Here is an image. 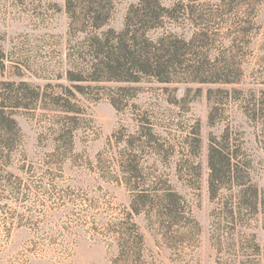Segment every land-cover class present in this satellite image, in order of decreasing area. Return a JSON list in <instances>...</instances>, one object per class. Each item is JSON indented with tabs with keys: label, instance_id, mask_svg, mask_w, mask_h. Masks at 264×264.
<instances>
[{
	"label": "rangeland",
	"instance_id": "1",
	"mask_svg": "<svg viewBox=\"0 0 264 264\" xmlns=\"http://www.w3.org/2000/svg\"><path fill=\"white\" fill-rule=\"evenodd\" d=\"M159 1L169 8L187 4ZM220 1L195 0L196 15H214L209 63L231 61L236 83L143 81L129 85L135 90L118 111L109 101L117 85L104 84L98 99L79 98L84 115L63 171L47 165L52 115L39 123L25 114L16 117L31 171L19 169L25 163L19 155L10 166L0 162V264H123L106 232L126 218L131 185L159 194L171 190L181 198L178 220L151 224L154 214L133 217L143 236L141 264H264V0H226L231 11L217 7ZM115 2L108 27L119 30L136 0ZM64 4L0 0V81L22 80L42 90L49 84L54 94L58 85L68 86L59 78L76 40L67 33ZM168 29L185 39L194 32L180 15L178 26ZM210 113L217 122L209 123ZM227 125L232 145L250 162L257 212L240 204L239 187L208 192L207 149ZM130 162L139 173L126 186Z\"/></svg>",
	"mask_w": 264,
	"mask_h": 264
},
{
	"label": "trees",
	"instance_id": "2",
	"mask_svg": "<svg viewBox=\"0 0 264 264\" xmlns=\"http://www.w3.org/2000/svg\"><path fill=\"white\" fill-rule=\"evenodd\" d=\"M186 1L187 4L177 3L169 8L159 0H136L126 10L121 28L115 30L108 27L115 0H65L67 33L76 40L72 58L67 61L69 68L59 78H63L68 86L58 85L60 92L54 94L48 92L52 89L49 84L42 90L40 86L22 80L0 81V162L10 166L12 159L19 155L25 161L19 169L31 171V165L26 164L25 155L21 154L24 136L16 117L25 114L39 123L45 121L46 115H52L47 121L49 133L54 135L50 140L52 151L47 165L63 171L84 115L79 98L92 96L98 99L104 84L117 85L113 89L116 95L109 101L118 111L123 106V99L135 90L129 85L143 81L161 85L236 83L238 70L231 61L223 60L220 66L209 63V49L216 36L209 25L214 15L209 14L207 18L196 15L195 0ZM225 1L221 0L222 4L217 7L223 5L231 11L230 3L224 5ZM179 15L194 29L187 39L168 32L169 25L178 26ZM240 32L245 36L246 28H241ZM3 58L0 51V70L4 69ZM216 120L210 113L209 123ZM230 130L227 125L220 138L210 139L206 162L208 192L215 196L221 188L239 187L243 193L240 204L257 212L259 193L251 184L250 162L232 145ZM74 162L70 156L71 165ZM125 172L131 179L125 185L130 186L128 182L136 178L138 167L130 162L125 166ZM131 186L126 218L113 224L106 233L114 237L118 263L141 264L143 236L133 217L154 214L151 224L162 218L178 220L176 208L181 198L171 190L159 194L157 189Z\"/></svg>",
	"mask_w": 264,
	"mask_h": 264
}]
</instances>
